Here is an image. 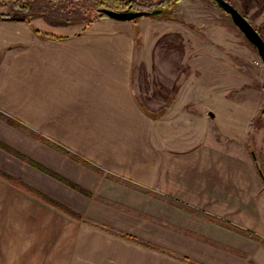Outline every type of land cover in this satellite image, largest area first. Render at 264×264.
<instances>
[{
  "label": "rangeland",
  "instance_id": "1",
  "mask_svg": "<svg viewBox=\"0 0 264 264\" xmlns=\"http://www.w3.org/2000/svg\"><path fill=\"white\" fill-rule=\"evenodd\" d=\"M23 1L30 3V8L22 13L10 2L0 6L4 17L17 12L28 17L0 18V110L20 119L23 126H10L0 120V141L79 183L92 195L75 191L0 147V264H97L99 258L135 256L134 251L139 250L119 236L75 220L17 189L2 176L6 172L80 211L83 219L131 233L166 252L193 254L200 262L264 264V248L255 241L240 237L226 240L225 231L183 209L177 211L163 197L167 195L165 190L141 183L147 181V173L153 169L156 174L152 179L158 185L161 178L176 182L186 201L194 202L203 194L219 197L220 191H241L236 184L243 176L227 180L230 168L247 169L254 186L256 175L250 170L254 163L256 189L264 188L259 173L261 170L264 176V65L227 13L212 0H175L172 15L165 10L136 18L131 23L135 39L131 92L145 114L133 110L137 118L120 115L117 120L108 118L109 114L101 118V114L91 113L90 119L87 116V121L74 130L62 126L66 116L75 112V105L68 106L65 100L70 98L54 84L56 71L44 68L33 73L23 68L24 54L32 62V52H21L22 56L19 50L43 40L35 33L36 28L66 38L74 31L87 29L99 13L91 0ZM134 1L157 5L161 0ZM227 1L264 39V0ZM67 92L73 100H80L75 99L71 89ZM210 111L214 116L209 115ZM40 130L46 135L41 140L30 133L40 134ZM49 142L101 166L104 173L75 162ZM195 156V161L212 162L214 168L219 164L228 168L220 173L184 168L185 162ZM110 173L121 178L132 174L136 179L131 181L133 184L155 194L127 187L108 177ZM259 193L264 199V189ZM215 210L221 211L216 200L207 206V211ZM178 236L199 242L196 246L187 239L178 243ZM231 242L236 245L228 244ZM204 243L214 244L223 255L213 258ZM224 246H236L240 254ZM227 251L239 260H228L224 255ZM144 260L149 264L165 263L162 257L153 256L138 262Z\"/></svg>",
  "mask_w": 264,
  "mask_h": 264
},
{
  "label": "crops",
  "instance_id": "2",
  "mask_svg": "<svg viewBox=\"0 0 264 264\" xmlns=\"http://www.w3.org/2000/svg\"><path fill=\"white\" fill-rule=\"evenodd\" d=\"M110 19L112 18L105 17L94 19L87 29L74 31V33L66 35V38L64 39L55 40L44 37L43 40L39 42H31L30 44L32 46H29L28 48L25 46L19 50L20 55H22L21 52H32V62L27 60V54H24V56L22 55L23 57H26L24 59L25 63L22 64L23 68L28 67L33 73L37 70L43 71L44 68L54 69L57 74L54 76V84L63 90L67 99L70 98V100H65L66 104L68 103V106L72 104L75 105V112L72 115H67L62 121L63 129L78 130L81 125L87 121V116H89L90 119L91 113L101 114V118H105V115L109 114L110 116L108 118L117 120H120L118 118L120 115L127 119L137 118L136 114L138 109L144 113L143 109L138 105L134 94L131 92L130 75L135 52V39L132 31L133 24L131 23L134 20L112 21ZM26 61H28L29 64H27ZM68 88L71 89V92L73 91L75 93V99L80 97V100H73V95H69L70 93L67 92ZM125 106H128V108H125ZM68 109H70V107H68ZM133 110L136 114L133 113ZM113 113H115V115L111 118ZM18 120L20 121V119ZM35 127L38 126L36 125ZM40 134L46 136L41 130ZM196 158L197 157L195 156L192 161H186L184 168L190 170L196 169L198 171L203 169H214L215 173H220L223 170L226 171L228 168L227 166L220 164L216 165L214 168L212 167V162L207 163L202 159L195 161ZM253 165L254 163H251L250 170L256 175L254 186L251 184L250 173L247 169L233 170L230 168L231 175L226 174L227 180L228 178L233 180L236 176H243L242 181H238L236 184L238 190L241 191L227 194L220 191L219 197H208L203 194V197L196 198L194 202L191 200H189V202L186 201L187 199L183 197L181 185L176 182L169 183L161 178L160 184L158 185L157 180L152 179L156 174V171L153 169L147 173L148 176L146 182H139L144 183L149 188H151V184H155L156 187L158 186L159 189L167 192L166 196L176 198L192 207L201 209L206 213L229 220L231 223L242 229L251 230L259 236L264 237L260 234L264 233V211H261L260 208L262 206L260 203L263 197H261L260 193L259 196L261 198L258 196V191L263 190L264 188L256 189L258 176ZM175 168L177 169L179 167L175 166ZM125 175L131 178L123 177L129 181L134 182V180H136L133 178L134 175L132 174ZM249 181L250 184H248ZM224 185L228 186L226 182ZM253 199L256 200L254 204L251 203ZM214 200H216V204L220 206L221 211H207L208 204H212V201ZM177 211L180 212L181 210L178 209ZM193 217L204 221L209 225L218 227V230L225 231L223 235L227 237L226 240L232 238L237 239V237L246 238L243 235L229 231L216 224H212L200 216L193 215ZM185 239L192 242L190 244L191 246H196L195 244L199 242L182 236H178L177 242L181 243ZM122 241L139 249L134 251L136 254L135 256H132V254L131 256L123 254L114 257L105 256L104 258H99L97 264H149L146 263V260L141 263L138 262L141 258L147 256L162 257L165 262L164 264H189L180 260L178 255L174 253L175 257L124 239ZM204 244L205 248L209 249L213 258H217V255H223V252L213 246L214 244L216 245L215 242L212 245ZM228 244L236 245L233 242ZM256 244L258 243L256 242ZM167 247L174 248L175 245H169ZM224 248L238 250L236 246H224ZM228 252L229 251L224 254L228 260L232 259L234 262L239 260L236 256L231 255V252ZM186 255L194 260L200 261L199 258L195 257L193 254ZM203 263L220 264L217 261H203ZM150 264H154V262H150Z\"/></svg>",
  "mask_w": 264,
  "mask_h": 264
},
{
  "label": "trees",
  "instance_id": "3",
  "mask_svg": "<svg viewBox=\"0 0 264 264\" xmlns=\"http://www.w3.org/2000/svg\"><path fill=\"white\" fill-rule=\"evenodd\" d=\"M10 2L12 3V7L14 9H17L18 11H21L20 13H22V11H27L30 8V3H26L23 0H0V6L4 5L5 3ZM91 2L94 4V7L96 9V11H98V8L100 7H108L111 8L113 10H122L125 8H131V9H136V10H151L154 7H158L161 8V12L163 11H167L168 14L172 12L173 9V5L175 3V0H161L158 2V4H154L152 2H136L134 0H91ZM19 12L15 13V16L10 17L8 14V16L4 17L2 15H0V18L4 17V18H14V19H26L28 20L27 16H21L22 14H20ZM98 17L97 18H105L107 17L106 14L101 13L98 11ZM159 14V13H158ZM5 15V14H4ZM157 15V14H154ZM172 15V14H171ZM35 33L38 34L39 36L42 37H47V38H52V39H64V36H57V35H53L51 33L45 32V31H41L39 29H34ZM139 106L142 108V105L139 103ZM264 111V109H263ZM150 114V112H148ZM152 115V114H151ZM0 120L4 121L5 123L9 124L10 126H14V127H21L23 129L22 124L20 123V121L12 116H10L9 114L5 113L4 111L0 110ZM31 135L37 139H44L45 137L42 136V134L40 135L37 132H30ZM55 149L59 150L60 152H62L63 154H65L66 156H68L69 158H71L72 160H74L75 162L86 166L88 168H91L92 170L99 172V173H104V170L99 167L98 165L89 162L88 160L80 157L79 155L67 150L66 148H64L63 146L57 144V143H53V142H49ZM0 147L4 148L10 155H13L17 158H19L21 161L25 162V163H31L33 166H35L36 168H38L39 170L45 172L47 175L53 177L55 180H58L60 182H62L63 184H65L66 186L74 189L75 191L84 194L86 196H90L92 195V192L88 189H86L85 187H83L82 185H80L77 182L72 181L71 179L67 178L66 176L64 177L63 175L50 171L48 168L44 167L43 165L33 161L30 157H27L26 155L20 153L19 151H17L15 148L3 143L0 141ZM260 175L262 176V178H264L263 174L261 173V170H259ZM9 173H5L2 176L5 179H8L9 183L16 187L17 189H21L24 191L29 192L30 194L40 198L42 201H45L47 204L54 206L56 209H58L61 213L66 214L72 218H74L75 220H83L84 222H86L87 224H91L94 227H97L99 229H102L106 232H109L111 234L117 235L120 238L129 241V242H133L136 244H139L141 246L162 252L164 254L167 255H171L173 257H175V255L173 253H169L168 251H164V249L155 246L153 244H151L150 242L147 241H143L141 240L138 236L133 235L131 233L125 232V231H115L112 229H108L90 219L87 218H82L83 216L77 212L74 211L72 208H70L69 206L65 205L64 203L58 201L57 199H53L45 194H43L42 192H40L39 190L29 186L27 183L23 182L22 180L10 176L8 175ZM108 177L111 178H115L117 181H121L123 183H125L126 186L130 187V188H135L137 190H140L143 193L146 194H155L154 191L147 189L145 187L139 186L137 184H133L131 181L129 180H125L119 176L114 177L115 175H111L108 174ZM163 197L165 199H167L170 203L174 204L175 207H177L178 209H183L186 212L192 213L193 215L196 216H200L202 218H204L205 220L216 224L222 228H225L229 231H232L234 233H238L240 235L245 236L246 238L257 242L262 248H264V237L259 236L258 234L247 230V229H242L236 225H234L233 223H231L229 220H226L224 218H220L218 216L212 215L210 213H206L205 211L192 207L190 205H188L187 203L180 201L176 198L170 197V196H166L163 195ZM229 251L233 252V253H239L237 250L231 248ZM240 254V253H239ZM178 258L186 263L189 264H206L203 262H200L198 260H194L192 258H190V256H178Z\"/></svg>",
  "mask_w": 264,
  "mask_h": 264
},
{
  "label": "water",
  "instance_id": "4",
  "mask_svg": "<svg viewBox=\"0 0 264 264\" xmlns=\"http://www.w3.org/2000/svg\"><path fill=\"white\" fill-rule=\"evenodd\" d=\"M218 7L227 13L231 21L238 27L244 37L253 45L260 55L264 65V39L248 19L227 0H212ZM98 11L119 21H132L140 16H149L161 12V8H153L152 10H136L125 8L122 10H113L108 7H100ZM264 109V108H263ZM210 116H214L213 112H209ZM254 160L256 158L254 157Z\"/></svg>",
  "mask_w": 264,
  "mask_h": 264
}]
</instances>
